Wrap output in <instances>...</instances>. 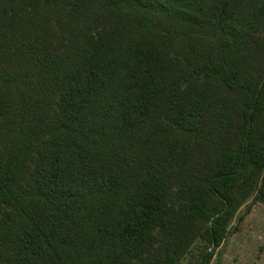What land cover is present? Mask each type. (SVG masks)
<instances>
[{
	"label": "trees",
	"instance_id": "16d2710c",
	"mask_svg": "<svg viewBox=\"0 0 264 264\" xmlns=\"http://www.w3.org/2000/svg\"><path fill=\"white\" fill-rule=\"evenodd\" d=\"M252 196L264 0H0V264H211Z\"/></svg>",
	"mask_w": 264,
	"mask_h": 264
},
{
	"label": "rangeland",
	"instance_id": "374dc122",
	"mask_svg": "<svg viewBox=\"0 0 264 264\" xmlns=\"http://www.w3.org/2000/svg\"><path fill=\"white\" fill-rule=\"evenodd\" d=\"M228 232V238L216 251L211 264H264L263 202H254V196L250 197L236 214ZM206 247L204 241H197L181 264H197Z\"/></svg>",
	"mask_w": 264,
	"mask_h": 264
}]
</instances>
